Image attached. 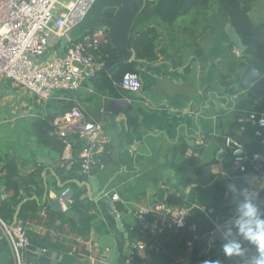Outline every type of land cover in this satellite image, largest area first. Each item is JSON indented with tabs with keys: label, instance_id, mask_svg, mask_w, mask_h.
<instances>
[{
	"label": "crops",
	"instance_id": "1",
	"mask_svg": "<svg viewBox=\"0 0 264 264\" xmlns=\"http://www.w3.org/2000/svg\"><path fill=\"white\" fill-rule=\"evenodd\" d=\"M261 3H256L250 12L255 22L264 21V6L261 7L262 16L253 18L257 4L264 5ZM205 14L212 20L203 15L198 24L193 26L187 22L173 35L166 30L157 41L158 50L166 48V52L159 50L154 61L133 59L135 71L142 80L139 93L121 91L117 95L116 91H99L92 81L76 93L77 104L92 119L103 124L102 154L106 166L96 172L100 193L96 194L93 186L86 185V196L96 204L92 210L95 218L87 237L66 235L62 230L68 228L69 223L61 218L52 219L48 206H43L48 198L49 201L59 200L61 208L66 204L71 209L70 182L78 181V176L66 172L64 166L70 170L74 163L40 155L35 165H19L23 178L42 169L45 193L38 197L21 180L20 201L12 222L25 225L31 243L44 248L53 260L60 264H89L88 258L55 247L67 238L72 248L96 257L98 264L121 261L119 240L109 227V214L112 213L107 205L102 206L101 200L95 201L105 190L110 198L114 192L119 194L121 200L115 202L128 208L119 215L123 225L130 228L137 225L138 220L132 213L137 208L160 203L188 208L189 228L194 238L192 244L187 245L184 264H192L204 255L221 264H246L257 255L256 249L236 234L235 221L238 205L244 199V188L258 193L254 202L264 213V174L251 169L246 173L229 172L224 161L226 137H240L245 132L243 126L254 127L249 119L250 112L239 110V104L247 100L249 89L264 75H260L252 57L245 52L239 53L230 37L223 34L219 20H214L219 14L218 7H208ZM194 45L201 48L199 53L194 51ZM241 62L244 64L240 65ZM128 106L133 108L131 121L134 124L126 114ZM40 158L49 161L45 164ZM192 158L199 159L201 168L198 171L194 166L182 169ZM232 185L237 191L233 192ZM0 187L3 194L0 204L10 201L15 189L7 188L3 182ZM33 198L38 200V210L35 213L28 209L24 219L22 207ZM60 206L52 204L50 207ZM44 209L46 216L41 214ZM69 215L78 217L76 211ZM229 229L231 236L226 235ZM231 239L241 240L243 254L225 256L223 245ZM43 241L49 242L47 248L43 247ZM140 256L149 258L148 248ZM0 264H15L1 228Z\"/></svg>",
	"mask_w": 264,
	"mask_h": 264
},
{
	"label": "trees",
	"instance_id": "2",
	"mask_svg": "<svg viewBox=\"0 0 264 264\" xmlns=\"http://www.w3.org/2000/svg\"><path fill=\"white\" fill-rule=\"evenodd\" d=\"M258 2L264 4V0H147L143 12L136 19L131 34L130 47L135 51L134 59L154 61L158 57L159 50L162 53L166 52V48L158 50L157 46L158 39L166 30L173 35L176 30L178 32L179 28L185 26L184 24L187 22H191L195 26L198 24L200 16H207L205 12L208 7L215 5L218 7L219 14L214 20L215 22L217 19L219 20L220 26L223 28V34H225L226 38H229L225 28L228 25L234 26L247 46L245 53L255 61L256 69L260 75H264V21L255 22L250 16L253 6ZM201 13L204 14L202 15ZM113 14V10L106 12V16L108 17H112ZM206 18L207 20H212L209 16ZM181 19L184 22L177 23ZM194 46V51L199 53L201 48L198 45ZM95 52L106 60V67L90 80L94 86L99 91L103 89H107L110 92L116 91L117 95H120L121 91L128 92L122 88L121 82L125 73L135 71V61L122 62L120 60L121 52L111 44L100 47ZM243 64L244 62H241L240 65ZM76 93L61 91L54 98L41 102L42 104L38 106L39 109L36 115L18 118L15 125L10 129V134L21 139L24 137L25 142L22 147L13 151L14 153L10 152L8 154L0 146V157H5L3 161L0 160V170L7 171L5 176L0 177V183L3 182L7 188L15 189L12 199L0 204V216L5 221H13L16 205L20 201L18 196L20 195L21 180L24 181L23 184L26 185V188L33 190L38 197L43 196L45 193V185L41 177L42 169L38 168L30 176L23 178L20 176L19 165L22 167L35 165L37 164V157L40 155H49L55 160L62 158L66 144L55 132V120L70 111L77 104L76 99L78 98ZM132 109V106H128L125 108V111L130 118V123L134 124L131 121ZM241 109H247L248 112L255 111L259 115L264 114V77L249 89L247 100H242L239 104V110ZM253 126V128L244 126L246 133L244 132L242 136L236 139L240 140L250 153L262 152L264 154V144L261 142L262 138L254 132L257 126L255 124ZM7 142L10 141L6 140L3 143ZM77 147L81 148L80 143ZM3 153H6L7 156H4ZM74 153L76 155L77 150ZM224 163L229 172L234 171L230 153H226ZM189 166H194L195 170L198 171L201 168L199 159L192 158L188 160L184 163L182 169H187ZM41 167L43 168V166ZM64 169L66 172H74L73 174L78 176V181L70 182L71 191L69 192L72 198L70 208L77 212L78 217L76 218L74 215L63 212L61 208L50 207L52 206V200L49 201L48 198H46L47 203L43 206H48L52 219L61 218L62 221L69 223L68 228L62 230L66 235L70 237L74 235L87 237L90 234L91 223L95 218L92 210L96 208V204L86 196V185L81 183L85 179V176L81 173L77 175V172H80L81 169L80 162L75 160L72 169L68 170L67 166H64ZM249 169L253 170L252 166ZM254 172L264 174V163L260 171ZM100 202L102 206L106 207V204L102 200ZM114 205L116 211L120 214L128 210L121 202H114ZM38 207V200L36 198L30 199L22 207L21 215L26 219L27 210L32 209L36 213ZM109 218V227L115 232L119 240L120 260L123 262L126 258V238L124 232L117 227L116 218H114L113 214H109ZM190 220L191 217L188 218L187 226L166 229L157 234L150 232L142 233L139 221L133 228L125 224V231L129 234L130 242L145 239L148 244L149 258L143 259L141 256H138L135 264H170L176 258L184 257L187 250V241L194 238V234L189 228L191 224ZM31 242L33 243V241ZM69 242L70 240L65 238L62 243L55 247L58 249L63 248L68 252L72 250L75 253L81 252L80 249L72 248V244ZM48 243L43 241V247L47 248L49 246ZM76 255L81 257L79 254ZM205 261L212 260L204 255L198 257L192 264H204Z\"/></svg>",
	"mask_w": 264,
	"mask_h": 264
},
{
	"label": "built area",
	"instance_id": "3",
	"mask_svg": "<svg viewBox=\"0 0 264 264\" xmlns=\"http://www.w3.org/2000/svg\"><path fill=\"white\" fill-rule=\"evenodd\" d=\"M94 1L0 0V74L32 92L39 102H46L61 91H80L106 67V60L95 50L111 44L108 31L94 29L78 40H70L63 53L56 52L52 57L47 54L53 45L59 46L63 36L84 17ZM121 86L130 93H139L142 88L140 74L137 71L125 73ZM249 119L257 126L254 132L264 144V114L251 111ZM55 132L66 144L63 160L70 164L79 161L80 173L85 176L82 183L92 186V176L106 166L102 157L103 124L76 104L55 120ZM79 143L80 149L77 147ZM225 151L232 156L234 171L246 173L250 166L253 171H260L264 163L262 152L250 153L240 140L231 136L225 139ZM6 174V170H0V177ZM104 195L109 192L103 191L95 201ZM2 196L0 187L3 200ZM111 199L114 202L121 200L116 192L112 193ZM62 210L67 212L68 206L63 204ZM132 213L141 224V232L153 234L187 226L190 215L186 207L165 203L137 208ZM41 214L46 216V209ZM0 228L15 264H26L25 249L31 244L28 228L22 223L5 221L1 216ZM186 244L190 246L192 240ZM147 248L145 239L132 241L125 250V260L115 264H135L137 257ZM70 254L88 258L89 264H98L99 261L82 251H70ZM170 264H184V258L178 257Z\"/></svg>",
	"mask_w": 264,
	"mask_h": 264
},
{
	"label": "water",
	"instance_id": "4",
	"mask_svg": "<svg viewBox=\"0 0 264 264\" xmlns=\"http://www.w3.org/2000/svg\"><path fill=\"white\" fill-rule=\"evenodd\" d=\"M146 2L147 0H95L84 17L70 28L67 35L63 36L59 46L51 50L50 57L56 52L63 53L70 40H78L85 33L99 28L108 31L111 45L121 52L120 60L122 62L132 61L135 57V51L130 47L131 34L136 19L143 12ZM108 10L114 11L112 17L106 16ZM227 29L229 37L235 44L239 53H244L247 46L244 44L236 28L232 25H228ZM40 160H43L45 164L49 161L45 158H40ZM91 184L94 192L96 194L100 193L99 178L97 175L92 176ZM101 200L107 205L110 212L116 218L117 226L124 232L126 247H128L130 244L129 234L125 231L122 218L115 209L114 201L109 195L102 196ZM52 204L60 206L59 200H52ZM67 213L72 214L73 210L69 209ZM25 257L26 264H60L45 253L44 248L37 247L32 243L26 247Z\"/></svg>",
	"mask_w": 264,
	"mask_h": 264
},
{
	"label": "rangeland",
	"instance_id": "5",
	"mask_svg": "<svg viewBox=\"0 0 264 264\" xmlns=\"http://www.w3.org/2000/svg\"><path fill=\"white\" fill-rule=\"evenodd\" d=\"M262 6L264 5L257 4L253 12L254 19H258L262 16ZM250 15L252 17V13ZM183 22L184 20L181 19L177 23ZM211 22L212 21H209V23ZM53 48H55L54 45L51 47V50ZM51 50L48 52L47 56L50 55ZM41 104L42 103L39 102L32 92L13 84L12 81L9 79L7 80L5 76L0 74V146L4 148V152L7 151L8 154L10 152L14 153L13 151L24 145V137L21 139L11 135L10 129L15 125L18 118L36 115L39 109L38 106ZM6 140L10 142L3 143ZM3 155L7 156L6 153H3Z\"/></svg>",
	"mask_w": 264,
	"mask_h": 264
},
{
	"label": "clouds",
	"instance_id": "6",
	"mask_svg": "<svg viewBox=\"0 0 264 264\" xmlns=\"http://www.w3.org/2000/svg\"><path fill=\"white\" fill-rule=\"evenodd\" d=\"M231 188L233 192L237 191L235 185H232ZM242 192L244 199L237 208L236 234L256 249L257 255L246 264H264V213L254 202L258 193H250L247 188H244ZM226 235L231 236L232 230L229 229ZM244 251L241 240L238 239H231L223 245V252L227 257L239 256ZM204 264H221V262L219 260L205 261Z\"/></svg>",
	"mask_w": 264,
	"mask_h": 264
}]
</instances>
